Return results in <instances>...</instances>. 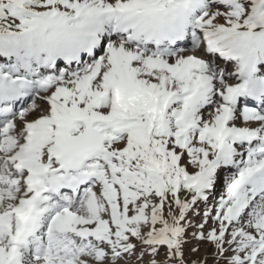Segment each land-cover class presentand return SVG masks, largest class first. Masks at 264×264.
Here are the masks:
<instances>
[{"label": "snow or ice", "instance_id": "obj_1", "mask_svg": "<svg viewBox=\"0 0 264 264\" xmlns=\"http://www.w3.org/2000/svg\"><path fill=\"white\" fill-rule=\"evenodd\" d=\"M0 264H264V0H0Z\"/></svg>", "mask_w": 264, "mask_h": 264}]
</instances>
